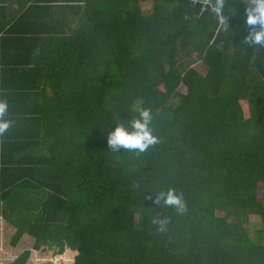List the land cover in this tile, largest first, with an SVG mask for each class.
Masks as SVG:
<instances>
[{"label":"trees","instance_id":"trees-1","mask_svg":"<svg viewBox=\"0 0 264 264\" xmlns=\"http://www.w3.org/2000/svg\"><path fill=\"white\" fill-rule=\"evenodd\" d=\"M144 1L0 0V217L73 264H264V47L241 0ZM142 108L159 142L111 150Z\"/></svg>","mask_w":264,"mask_h":264},{"label":"clouds","instance_id":"clouds-1","mask_svg":"<svg viewBox=\"0 0 264 264\" xmlns=\"http://www.w3.org/2000/svg\"><path fill=\"white\" fill-rule=\"evenodd\" d=\"M194 3L199 0H193ZM203 3L212 5V11L220 18L221 23L227 25V20L221 15L225 0H203ZM245 23L249 29L248 35L244 38V43L249 47H264V0H248L245 8ZM8 112V103L0 99V136H3L12 126L10 120L5 119ZM153 116L150 109H139V117L131 121L129 131L122 124L118 125L114 131L108 135L107 143L111 150L118 151L120 149L128 151L145 152L149 147L155 146L159 140L154 136L150 127ZM174 208L178 214L186 211V204L182 195L176 193L175 189H169L166 193H159L154 203ZM167 218L153 220L157 224L158 231H165L168 224Z\"/></svg>","mask_w":264,"mask_h":264},{"label":"rangeland","instance_id":"rangeland-1","mask_svg":"<svg viewBox=\"0 0 264 264\" xmlns=\"http://www.w3.org/2000/svg\"><path fill=\"white\" fill-rule=\"evenodd\" d=\"M139 6L143 12L151 10L152 1L147 0L140 2ZM192 68L196 69L200 74L205 73V68L201 64L193 65ZM179 91L184 93L185 88L179 87ZM243 116L246 118L247 105L241 101ZM263 186L259 185L258 194L259 200H264ZM218 215V212H216ZM250 224L248 225L249 231L254 233L260 225L256 220L250 217ZM16 230L7 226V223L0 222V264H14L21 258L24 253H29L30 256L24 264H73L76 252L71 251L69 248L65 250L62 255L57 254L53 247L41 246L40 249H35V240L27 234H23L18 241H13L16 237ZM254 236V235H253Z\"/></svg>","mask_w":264,"mask_h":264},{"label":"crops","instance_id":"crops-1","mask_svg":"<svg viewBox=\"0 0 264 264\" xmlns=\"http://www.w3.org/2000/svg\"><path fill=\"white\" fill-rule=\"evenodd\" d=\"M226 1V0H225ZM242 4L244 5L243 7L246 8L248 4V0H241ZM0 222L5 223V221L0 217ZM8 226V224H7Z\"/></svg>","mask_w":264,"mask_h":264}]
</instances>
